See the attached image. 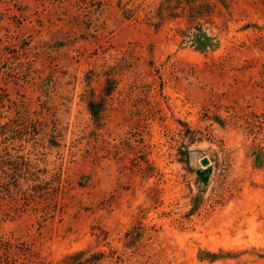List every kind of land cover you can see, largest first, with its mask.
Listing matches in <instances>:
<instances>
[{"label": "rangeland", "instance_id": "1", "mask_svg": "<svg viewBox=\"0 0 264 264\" xmlns=\"http://www.w3.org/2000/svg\"><path fill=\"white\" fill-rule=\"evenodd\" d=\"M75 253L264 264V0H0V264Z\"/></svg>", "mask_w": 264, "mask_h": 264}, {"label": "trees", "instance_id": "2", "mask_svg": "<svg viewBox=\"0 0 264 264\" xmlns=\"http://www.w3.org/2000/svg\"><path fill=\"white\" fill-rule=\"evenodd\" d=\"M95 105L96 104H94V103L91 104V105H89V109H90L91 114L93 115V117L95 119H98L99 118L100 111H98L97 109H94L95 108ZM2 126H4V128H6V127L8 128L7 123H4ZM4 133L5 132H3V134ZM82 256H83L82 253H77V254L75 253L74 255L68 257V259H67L69 261L68 263L69 264H86V263H91V262L96 261V260H93V259H83Z\"/></svg>", "mask_w": 264, "mask_h": 264}, {"label": "water", "instance_id": "3", "mask_svg": "<svg viewBox=\"0 0 264 264\" xmlns=\"http://www.w3.org/2000/svg\"><path fill=\"white\" fill-rule=\"evenodd\" d=\"M203 163H205V161Z\"/></svg>", "mask_w": 264, "mask_h": 264}]
</instances>
